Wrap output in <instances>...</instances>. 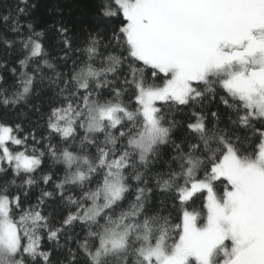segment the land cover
<instances>
[{"label":"snow or ice","instance_id":"obj_1","mask_svg":"<svg viewBox=\"0 0 264 264\" xmlns=\"http://www.w3.org/2000/svg\"><path fill=\"white\" fill-rule=\"evenodd\" d=\"M38 7L0 13V264H264V0Z\"/></svg>","mask_w":264,"mask_h":264},{"label":"trees","instance_id":"obj_2","mask_svg":"<svg viewBox=\"0 0 264 264\" xmlns=\"http://www.w3.org/2000/svg\"><path fill=\"white\" fill-rule=\"evenodd\" d=\"M16 0H0V13L5 12L6 6L14 5ZM33 3H38L39 7L34 11V16L37 20L52 23L55 21L67 22L69 26L73 27L76 32H80L82 28H87L90 24L94 23L95 16V0H32ZM52 44L55 48L58 36L55 31L51 33ZM3 53L0 52V60H2ZM39 102V100H37ZM8 118L15 119L16 116L9 114ZM21 119L36 121L37 115H33L30 111L25 110V115ZM179 119L180 116L177 115ZM43 126V121H39ZM31 126V125H29ZM179 131V130H178ZM40 187H47L40 185ZM51 190V189H49ZM36 194L39 193V188L35 190ZM195 207L199 210L200 202H197Z\"/></svg>","mask_w":264,"mask_h":264}]
</instances>
